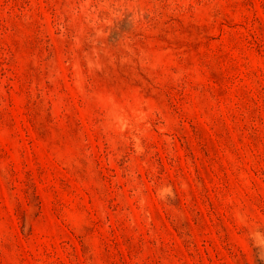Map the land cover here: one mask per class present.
Instances as JSON below:
<instances>
[{
  "label": "rangeland",
  "instance_id": "obj_1",
  "mask_svg": "<svg viewBox=\"0 0 264 264\" xmlns=\"http://www.w3.org/2000/svg\"><path fill=\"white\" fill-rule=\"evenodd\" d=\"M0 264H264V0H0Z\"/></svg>",
  "mask_w": 264,
  "mask_h": 264
}]
</instances>
